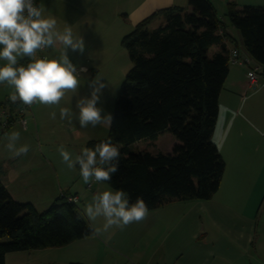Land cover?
<instances>
[{"label":"trees","instance_id":"1","mask_svg":"<svg viewBox=\"0 0 264 264\" xmlns=\"http://www.w3.org/2000/svg\"><path fill=\"white\" fill-rule=\"evenodd\" d=\"M226 18L245 52L264 68V5L239 9L229 2ZM226 42L238 47L210 0L158 10L122 38L132 66L115 101L108 137L86 147L110 140L119 149L118 171L104 183L123 190L130 203L140 197L153 211L175 201L210 200L219 191L226 163L213 134L230 70ZM214 45L219 50L210 55ZM29 62L25 57L19 64ZM7 104L0 102V109ZM166 132L178 141L171 152L132 151L136 141ZM68 197L63 194L40 212L13 199L0 180V240L9 239L0 243V264L8 253L93 237L83 211Z\"/></svg>","mask_w":264,"mask_h":264},{"label":"crops","instance_id":"2","mask_svg":"<svg viewBox=\"0 0 264 264\" xmlns=\"http://www.w3.org/2000/svg\"><path fill=\"white\" fill-rule=\"evenodd\" d=\"M97 1L37 0V7L41 9L43 18H55L58 30L63 31L65 27H71L74 37L83 39V53L67 50L69 59L77 66L79 73L80 68H87L83 63L85 57L97 47L99 36L97 22L100 19H107L99 15ZM210 1L224 22L227 32L234 38L237 48L246 53L239 32L231 27L226 18L227 4L234 2L242 9L245 6H263L264 0ZM116 3L112 9L113 15L116 20L123 21L126 26L124 30L130 31L158 10L174 5L188 8V0H116ZM214 46L218 51L219 46ZM226 46L229 51L236 48L231 42H226ZM61 51V46L57 44L55 48L46 49L45 54L47 59H54L59 57ZM4 63L5 61L0 60V65ZM79 79L81 82L80 74ZM12 91L7 84H0V102L9 100ZM65 96L70 99L66 102H74L77 93L67 92ZM34 109L32 117H29L31 122L35 123L38 119L46 123L48 118L42 114L48 106L35 104ZM220 121L222 127L219 139L216 138V127L213 141L226 163V170L220 189L212 199L175 201L149 211L145 220L132 223L122 230L112 228L100 236L94 235L56 248L54 251L65 258L62 260L59 255V262L240 264L244 249L251 250L255 255L259 251L264 252V78L259 79L256 86H250L248 70L245 67L230 68L219 96L217 124ZM16 124L4 132V136L10 131L13 132ZM60 125L65 128L71 127L66 121L60 122ZM166 134L169 135L166 132L153 141L148 138L135 143L151 141L149 144H155L160 136ZM177 143L178 141L172 139L171 150L166 153L171 152ZM55 172L58 174L56 168ZM1 174H5L3 180L7 182L10 177L8 173L1 171ZM1 182L4 183L2 180ZM8 191L13 199L19 201L10 190ZM102 191L115 190L104 182L96 183L91 193L86 192L85 207L92 202L97 192ZM68 195L78 198V193ZM89 223L99 227L103 220L98 218Z\"/></svg>","mask_w":264,"mask_h":264},{"label":"clouds","instance_id":"3","mask_svg":"<svg viewBox=\"0 0 264 264\" xmlns=\"http://www.w3.org/2000/svg\"><path fill=\"white\" fill-rule=\"evenodd\" d=\"M62 48L58 58H37V51ZM84 51V41L74 37L71 27L63 31L57 29L55 18H43L42 11L34 0H0V84H7L13 91L9 95L12 103L20 102L31 107L33 104L46 106L59 105L65 93H76L80 87L77 66L72 63L67 50ZM28 57L27 66L19 60ZM86 69L80 68V72ZM88 93L79 96L75 108L76 119L81 128L89 125L111 124V113L104 114L100 105L103 91L108 88L103 78H93L87 84ZM60 119L71 123L73 112L67 107L59 108ZM52 120L56 112L50 113ZM20 139L18 131L7 136L6 148L12 156L20 157L29 151L28 145L17 146ZM62 162L68 169L79 167V174L85 184L110 181L119 167V149L111 141H101L94 147H85L73 159L63 145L58 148ZM84 213L89 221L102 218L101 226L89 225L93 235L100 236L112 228L124 229L132 223L145 220L149 209L145 201L137 197L129 202L123 190L97 192L88 203Z\"/></svg>","mask_w":264,"mask_h":264},{"label":"rangeland","instance_id":"4","mask_svg":"<svg viewBox=\"0 0 264 264\" xmlns=\"http://www.w3.org/2000/svg\"><path fill=\"white\" fill-rule=\"evenodd\" d=\"M97 2L100 10L99 15L107 19H100L97 22L99 34L97 47L94 48V51L89 56L85 57V62L83 63L87 65V70L79 73L82 79L74 102H66L70 99L64 96L59 105H53L51 108L48 106V109L44 110V115L42 114L43 117L48 118L46 123L38 119L35 123L31 122L32 120L29 117H32V113L35 111V104L32 105L31 112L25 114L24 117L28 123L27 128L24 129L21 123H17L16 128H13V132L18 131L20 133L17 146H29V151L26 155L14 158L6 148L7 136L12 131L7 136H4V133L0 135V180L4 182L3 184L19 201L33 204L40 212L46 210L56 198H60L65 193H78L76 205L84 212L85 195L91 193L92 190L87 189V184L83 182L77 167L68 169L62 162L58 148L63 145L74 159L89 141L104 140L108 137L109 124H100L96 127L89 125L87 128L79 126L76 119V114L78 113L75 108L76 100L79 96L88 93V81L93 78H103L107 82L108 88L103 91L99 106L103 108L104 114H112L122 83L132 66L129 54L121 44L122 38L132 30H124L126 26L123 21L116 20L113 15L114 11L112 9L117 4L116 0H98ZM215 52L216 46L209 49L210 55ZM241 67L230 64V68L233 69ZM60 107H67L73 112L71 123L68 119H60ZM53 111L56 112L55 120L50 118V113ZM63 121L69 122L71 127L65 128V126L60 125V122ZM221 122L216 126L217 139H219L221 132ZM172 139L176 140L171 134H166L160 136L155 144H149L151 141H140L134 143L132 151L148 150L153 154L166 153L170 149ZM55 168L58 174H56ZM1 171L8 173L7 175L10 176L7 182L3 180V175L5 174L2 175ZM261 229L262 223L260 224V231ZM211 230H214V228H211ZM8 241L9 239L5 237L0 240V243ZM47 249L8 253L5 257V264H61L62 262H59L60 259H65L54 251L56 248ZM254 255L251 250L245 251L244 249L240 264H242V261L243 264H250L251 262L264 264L263 251H259L257 255Z\"/></svg>","mask_w":264,"mask_h":264},{"label":"built area","instance_id":"5","mask_svg":"<svg viewBox=\"0 0 264 264\" xmlns=\"http://www.w3.org/2000/svg\"><path fill=\"white\" fill-rule=\"evenodd\" d=\"M35 6H37V0H34ZM45 50L37 51V58H47ZM229 62L232 65H239L246 67L248 70V80L250 86H256L259 79L264 78V68L258 63L254 62L253 59L247 54L242 52L239 48H235L229 53ZM9 104L6 107L0 109V135L6 132L15 123H21L24 129L27 128V120L24 118L25 114L31 112V107L23 105L19 106L11 105V101L7 100ZM97 182H90L87 185L88 190H94V186ZM69 202L76 203V196H69L67 198Z\"/></svg>","mask_w":264,"mask_h":264}]
</instances>
